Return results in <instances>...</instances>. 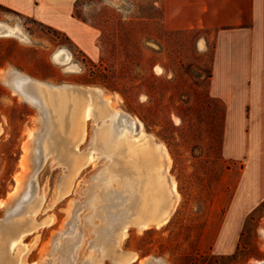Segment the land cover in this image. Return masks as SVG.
<instances>
[{"label":"rangeland","instance_id":"rangeland-1","mask_svg":"<svg viewBox=\"0 0 264 264\" xmlns=\"http://www.w3.org/2000/svg\"><path fill=\"white\" fill-rule=\"evenodd\" d=\"M74 19L46 23L0 4L2 33L21 34H0V264L5 256L13 264H121L133 256L130 264H263L264 198L249 185L237 193L244 160L230 150L227 110L210 93L215 34L167 30L161 0H79ZM36 81L121 111L119 129L136 146L131 158L152 160L167 190L164 223L136 222L141 190L130 194L121 180L101 189L99 177L116 163L99 139L112 115L93 108L80 131L67 125L79 171L60 149L45 153L47 111ZM145 152L158 159L144 160ZM109 190L116 199L102 196ZM19 217L30 224L14 238L8 228ZM113 228L127 229L111 251Z\"/></svg>","mask_w":264,"mask_h":264},{"label":"crops","instance_id":"crops-1","mask_svg":"<svg viewBox=\"0 0 264 264\" xmlns=\"http://www.w3.org/2000/svg\"><path fill=\"white\" fill-rule=\"evenodd\" d=\"M78 1L0 0V4L59 24L75 22ZM161 2L167 30L205 28L215 34L210 93L227 110L230 150L244 160L237 193H245L249 185L264 198V0Z\"/></svg>","mask_w":264,"mask_h":264},{"label":"bare ground","instance_id":"bare-ground-1","mask_svg":"<svg viewBox=\"0 0 264 264\" xmlns=\"http://www.w3.org/2000/svg\"><path fill=\"white\" fill-rule=\"evenodd\" d=\"M6 26L4 24L0 25V34L16 33L19 36L21 35L20 32L18 33L20 30L18 27H8L9 31L2 33V29H6ZM58 56L59 54L56 55V57ZM57 60L59 61V58H57ZM27 82H29V80H27ZM45 86L46 84L38 81L33 82L32 84L34 93L41 99L45 106V110L47 111V129L43 139V150L47 153L52 148L60 149L63 156H65L68 160L75 161V169L76 171H79L82 166V158H76L71 153L72 150L69 147L71 138L66 134L67 125L70 123L71 126H73L72 131H80V122L88 120L92 114L93 108L95 107H92L91 103H85L79 95H71L67 92V89L50 92ZM95 110L97 112L96 115L101 118H105V116L109 118L110 115H112V117L109 118V122L106 124L107 126L105 130L99 133V139L102 148H104L116 162L113 165L112 170H109L105 176L99 177L100 180H102L100 185L101 189H111L115 180H121L123 186H126L130 190V194H133V191L135 190H141L140 199L137 201L139 204L135 211L137 216L135 219L136 222L139 226L144 228L150 224L160 225L164 223L167 220L168 211L164 210L163 212L162 202L167 198V190L165 185L162 183V180H160L157 171H155L156 169L152 160L150 164H145V162L138 164L131 158L135 154L136 146L129 138V131L119 129L118 116L121 115V111L112 113L104 107H98L97 109L95 108ZM158 149L161 151L162 157L166 159L167 153L165 148L159 147ZM126 152L127 155H124ZM26 158L28 159V156H24L21 162V166L24 168L25 172L27 171V165L25 164ZM151 158L154 160L158 159V157L152 155L151 153L145 152L144 160ZM21 182L22 179L18 178L16 186L17 191L21 189ZM135 186H137V189ZM110 193L111 191L109 190L102 196H107V198L110 199H116L114 197L115 195H110V197ZM119 197L121 196H117V198ZM32 208V205L27 207L25 212L31 213V210H33ZM29 224L30 222L28 220L19 217V220L14 221V223H12V225L8 228L9 235L14 236V238L19 237L24 229L28 228L27 225ZM113 229V234H111L110 230V234L108 233L109 237L113 238V241L108 242L107 244L108 247L111 248V251L115 246V240L118 239L120 235H126L125 230L127 228H123L124 230L120 233L117 231L118 228ZM8 240L9 236L4 239L3 246H6L9 242ZM135 260L136 256H133L132 258L124 257L121 259V264H130ZM3 264H13V262L5 256L3 258Z\"/></svg>","mask_w":264,"mask_h":264},{"label":"water","instance_id":"water-1","mask_svg":"<svg viewBox=\"0 0 264 264\" xmlns=\"http://www.w3.org/2000/svg\"><path fill=\"white\" fill-rule=\"evenodd\" d=\"M22 78H24V77H22ZM25 79H26V78H25ZM26 84H27V85H30V84H31V81L27 82ZM263 264H264V263H263Z\"/></svg>","mask_w":264,"mask_h":264}]
</instances>
